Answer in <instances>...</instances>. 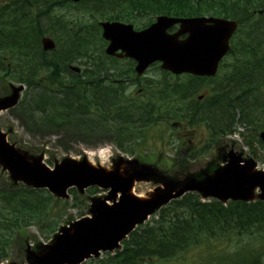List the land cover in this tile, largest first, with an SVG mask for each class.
<instances>
[{"label":"trees","instance_id":"trees-1","mask_svg":"<svg viewBox=\"0 0 264 264\" xmlns=\"http://www.w3.org/2000/svg\"><path fill=\"white\" fill-rule=\"evenodd\" d=\"M255 9L262 10L260 20L239 29L242 35L247 34V38L245 35V39L240 38L243 49L238 51L235 48L230 52L235 59L230 65L231 71L236 74L226 90L223 89V96L212 104L204 102L202 106L196 104L180 110L175 102L166 104L168 112H178L171 117H179L190 126L197 115L204 116L214 131L224 128L231 131L228 118L234 117V107L242 108L245 118H251L253 111H264V97L260 92L264 87V0H79L76 3L71 0H0V51L11 53L14 67L20 71L13 75L10 63L4 74L0 73V79L10 77L26 83V96L12 112L18 114L20 109L21 119L28 126L30 122L43 129L58 128L67 133L93 136L111 132L119 123L124 131L132 133L136 127L133 124L136 114L132 112L138 110H120L119 119L111 115L109 119L101 120L102 116L89 113L88 104L95 102L106 109L117 100L116 93L108 89L94 92V87L86 83L81 91L79 75H64L67 66L76 59H93L95 50L88 52V47L97 44L98 39L103 41L98 22L120 20L135 23L137 19H143V26H146L157 15L189 17L207 14L236 18L240 23H246L252 20V10ZM48 34L57 42V49L52 52L43 51L40 46V38ZM249 37L253 43L245 41ZM96 72L100 71L95 68L91 75L96 76ZM172 89L174 98L184 92L180 87L173 86ZM161 93L167 97L169 92L163 88ZM81 102L83 106L79 105ZM149 106L152 107L153 103L150 102ZM139 110L143 114L149 113L148 108ZM257 142L264 147L259 139ZM53 200L45 190H0L2 257L7 254L10 236L23 225L37 224L45 235L56 230L59 216L52 206ZM237 225L241 233L251 231L253 227L264 231V202H228L225 206L216 200L201 202L197 196L186 194L162 208L158 218L132 231L123 240L121 250L92 263L150 264L170 260L190 242L199 241L201 234L223 238ZM249 253L248 250L242 251L241 261L234 257L233 264H264L261 262H264L263 256Z\"/></svg>","mask_w":264,"mask_h":264},{"label":"rangeland","instance_id":"rangeland-1","mask_svg":"<svg viewBox=\"0 0 264 264\" xmlns=\"http://www.w3.org/2000/svg\"><path fill=\"white\" fill-rule=\"evenodd\" d=\"M64 12H66V10H64ZM71 12L72 11H70V13ZM86 17L87 16H85V18ZM142 20L137 19L133 24L142 26L144 24ZM250 30L251 29L248 28V31ZM243 35L239 33L236 40L238 41V51L243 49V41L238 39L247 38V34L245 37ZM245 41L253 43L250 37ZM95 45L96 44L94 43L89 46L88 52H91V49H94ZM103 48L101 49V52L103 51ZM12 56L11 53L0 51V73L2 75L5 72L6 66L10 63H12L11 67L13 68V75H16V72H20L18 67H14L15 64L11 60ZM234 61L235 59L233 56L228 57V63L226 64L227 66L224 72L230 71V65ZM95 62L97 61L92 58H78L71 64L79 67L83 77L87 78V76L91 75H86V72L84 71L94 70ZM115 65L117 64L115 63ZM158 69V66H152L149 71L145 73L144 78L147 82L141 80V82H137L136 85H133L134 81L132 77L135 76L133 73H131L132 76L131 74L128 76V74H122L120 72H110L108 69L102 77L103 73L98 72L100 78L103 79V83L100 84L98 89L114 91L117 95V100L112 104H109L106 109L95 104V102L89 103V113L102 116L103 118H101V120H106L105 118H108V116L109 118L111 115L118 116L120 110H138L139 113L132 112L133 115L136 114V122H133L136 127L132 133L124 131L119 123H117L111 132L97 133L93 136L67 133L63 131V129L58 128L43 129L35 127L32 123L26 120L29 122L28 126L24 120L21 119L22 113L20 109H18V114L12 113L10 110L0 112V130L6 133L8 140L15 144L21 152H24L28 159L35 160L42 157L50 167H53L65 159L76 158V160H82L85 159L86 156L93 160L94 164L100 163L105 167H111L112 164L110 163L115 161L114 158L117 157L118 154L113 144L115 143V140H120L125 147L134 148L139 152V154L128 156L129 159H127L126 166L123 167V169H138L140 163H142L145 166L150 165L156 170L152 175L144 176L140 180H136L133 186L134 191L138 195L143 196L145 194L159 191L161 187L167 188L168 185L166 184V181H169L170 185L176 184V186H180V184L187 181L185 175H187L188 172L190 173L189 176H194V178L209 174L213 169L220 165L218 160L221 151H226L228 148L242 151L244 156L255 159L257 169H264V151H257L255 149L254 156L251 154L252 151H248V148L246 147V140L251 136L249 133H255L258 137L259 132L264 129V111H253V116L255 117L251 116V118H245L244 114H242L244 111L238 106L234 107V117L228 118L230 121L229 128H232L230 135L222 134L220 136L221 132L219 134L220 138H217L215 140L216 142L213 141L215 143L212 145V148H208V151L204 152V156L197 157L198 155H195L192 156L190 160H187L188 156L186 157V155L189 151H194L191 149H199L206 145V143H210L212 138L209 136V128L207 125L201 123L190 126L187 124V121L180 120L179 117L171 119L168 115L166 104H154V99L150 97V94L148 96L143 91L138 90V88L141 87L149 89L156 86V84L151 81H159L164 77L162 74L161 78V70L159 69V71ZM69 72L70 71L65 70L64 75L66 76ZM224 72H221L217 78L210 79V82H208L209 85L214 87L219 81H224ZM115 79H119V81L115 82ZM18 81L20 80H13L10 77H2L0 80V98L9 95L13 86L20 83ZM188 81L190 89L184 95V104L178 106L180 109L186 108L188 107L187 105L192 104L191 100L195 99V97L201 94L203 90L201 87L191 99L190 92L193 80L188 79ZM203 83L205 82H201V84ZM157 87L158 86L153 88ZM261 95L264 97V87L262 88ZM150 102L151 105L153 103L152 107L149 106ZM83 104L84 103L81 102L79 105L83 106ZM145 108H148V114H143L139 110ZM109 112L110 114H108ZM128 116L132 117L131 113H129ZM128 116L126 115L125 117ZM140 116L143 118L141 119ZM120 117L121 116H118L117 118L119 119ZM146 118V123L142 124ZM130 121H132V119H130ZM173 122L177 123L174 127L172 125ZM207 123L210 124L209 122ZM145 124H147V126H144ZM207 137H209L208 142ZM140 139L144 140L145 143L151 144V149L148 147L142 149V147L138 146ZM155 145H159V147L154 148ZM173 146H181V148L178 147L181 150L176 153L172 149ZM99 149L102 150L101 154L88 155L89 152ZM119 154L121 155L120 152ZM131 156H134V159L131 158ZM119 160L121 161L122 157H120ZM137 162L139 163L135 166L130 165ZM208 165L211 167L208 168ZM21 187H28V184L15 179L13 174L4 169L3 165L0 163V189L11 190ZM105 194L106 192L97 190L94 192H86L82 197L79 195V198H81L85 204H81L79 201L76 202L77 205L75 207L70 206L72 202L71 194L70 197H68V202L63 201L60 198L54 199L52 206L55 209V212L60 213L58 221V227H60L58 230L87 214V207L89 205L88 200L91 201L92 199L104 196ZM156 216L157 212L152 213L147 221ZM24 230L25 232L23 234H17L12 240L9 256L7 260H4L0 264H30L28 250L32 249L34 251H39L44 249V241L40 238L35 227H27ZM240 233L239 226L237 225L236 229L230 231L229 235L225 237L223 236V238L218 237L217 235L207 236L206 234H201L199 241L196 240L192 241V243L190 242L184 251L180 252L179 257L165 261H157L151 264H233L232 259H234V257L236 260L241 261L240 253L245 250H248L250 253L257 256L264 257V231H259L258 228L255 229V227H253L251 231H242V233ZM102 257H104V254H101V258ZM261 262L264 263L263 261Z\"/></svg>","mask_w":264,"mask_h":264},{"label":"water","instance_id":"water-1","mask_svg":"<svg viewBox=\"0 0 264 264\" xmlns=\"http://www.w3.org/2000/svg\"><path fill=\"white\" fill-rule=\"evenodd\" d=\"M77 2L78 0H73ZM179 23V30L168 34L167 28ZM103 37L109 41L108 54L121 49L124 54L137 61L136 70L141 72L150 63L160 61L161 68L171 72L213 75L221 57L229 48V38L237 22L222 18H173L158 16L156 21L142 31H134L132 25L117 21L100 23ZM188 36L178 40V35ZM44 50L54 48V42L47 37L41 40ZM22 86L13 88L12 94L0 99V109L16 103L18 91ZM264 141V131L260 133ZM231 162L219 169L211 177L202 181L192 180L175 193H154L147 199H140L128 193L131 179L124 178L117 170L95 169L86 162L65 159L56 164L53 170L46 168L40 160L29 161L12 145L6 143L0 134V161L14 177L21 178L34 187H46L57 196H66V189L76 185L80 190L89 185L110 188L108 199L112 200L117 191L121 192L119 202L107 205L104 200H94L90 209L91 216L75 221L64 227L45 252L33 254L31 264L79 263L98 250H113L147 215L171 198L180 196L187 190L202 192L204 196H214L225 201H248L253 191L259 188L258 197L264 199V171H253L254 161L246 160L240 165L239 159L229 155Z\"/></svg>","mask_w":264,"mask_h":264},{"label":"flooded vegetation","instance_id":"flooded-vegetation-1","mask_svg":"<svg viewBox=\"0 0 264 264\" xmlns=\"http://www.w3.org/2000/svg\"><path fill=\"white\" fill-rule=\"evenodd\" d=\"M176 28H173V29H171L170 31L172 32V31H174ZM122 60H124V61H126V62H129L128 64H127V69L129 70V69H132V70H134V66H135V63H134V61H132V60H130L129 61V59H125V58H122ZM115 72V71H114ZM103 74H102V77L104 76V73L105 72H102ZM120 73H122V72H120ZM145 77V75H142V76H140V77H135L134 79H133V81H134V84L133 85H136V83L137 82H141V80H143L144 82H147V80L144 78ZM142 78V79H141ZM114 81H119V79H115ZM95 82V81H94ZM145 90V87L143 88V87H141V88H138V90H140V91H142V90ZM196 100L197 101H194V105H196V104H198V105H200V106H202V104H201V100L200 99H198V98H196ZM194 118H197L196 117V115L194 116ZM138 146H140V147H142L143 146V143L142 142H139V144H138ZM124 148L125 149H123V150H125L126 152H127V148L128 147H125L124 146ZM191 150H194V151H191V152H195L196 151V149H191ZM225 151L224 150H222L221 151V155L219 156V160H218V163H222V162H224L223 160H224V158H225ZM224 155V156H223ZM209 167H211L210 165H208V168Z\"/></svg>","mask_w":264,"mask_h":264},{"label":"bare ground","instance_id":"bare-ground-1","mask_svg":"<svg viewBox=\"0 0 264 264\" xmlns=\"http://www.w3.org/2000/svg\"><path fill=\"white\" fill-rule=\"evenodd\" d=\"M52 11V10H51ZM46 14V13H45ZM85 17V16H84ZM45 25V24H44ZM75 26V25H74ZM72 35V34H71ZM224 156V155H223ZM130 193H132V194H134V191H133V189H131V191H130ZM140 197H142V198H145L146 196H147V194L146 195H139Z\"/></svg>","mask_w":264,"mask_h":264}]
</instances>
